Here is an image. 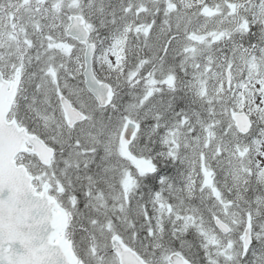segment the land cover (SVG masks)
<instances>
[{"label": "snow or ice", "instance_id": "1", "mask_svg": "<svg viewBox=\"0 0 264 264\" xmlns=\"http://www.w3.org/2000/svg\"><path fill=\"white\" fill-rule=\"evenodd\" d=\"M0 264H264V0H0Z\"/></svg>", "mask_w": 264, "mask_h": 264}]
</instances>
